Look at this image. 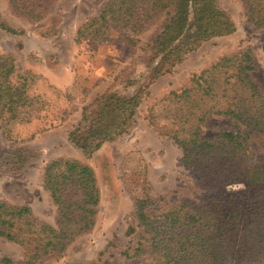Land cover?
Here are the masks:
<instances>
[{
	"label": "trees",
	"instance_id": "16d2710c",
	"mask_svg": "<svg viewBox=\"0 0 264 264\" xmlns=\"http://www.w3.org/2000/svg\"><path fill=\"white\" fill-rule=\"evenodd\" d=\"M56 1L9 0V9L35 25ZM242 2L247 22L264 29V0ZM158 20L157 30L141 43L136 36ZM113 27L130 53L138 48L151 63L148 81L131 95L107 90L83 107L67 137L86 158L132 129L155 79L171 73L202 42L235 31L218 0H107L76 28L73 41L107 43ZM0 29L22 33L1 13ZM36 30L41 39L57 33L54 27ZM255 69L246 47L220 56L169 92L178 105L167 136L181 149L180 163L191 178L187 191L172 202L164 195L154 197L148 186L135 199L137 223L126 232L132 246L122 252L126 264L144 257L153 264H264V87L255 81ZM40 77L29 69L18 73L15 56L0 52V130L7 138L14 123H30L42 110L43 102L29 92ZM136 79L132 68L114 77L123 86ZM212 116L233 120L234 127L205 137L203 127ZM41 156L40 149L12 145L0 158V176L20 174ZM235 183L244 184V197L228 189ZM41 186L55 206L54 224L37 219L28 205L0 200V238L22 249L21 260L3 254L0 264L59 258L94 228L101 192L92 166L72 157L52 158L42 168Z\"/></svg>",
	"mask_w": 264,
	"mask_h": 264
},
{
	"label": "rangeland",
	"instance_id": "374dc122",
	"mask_svg": "<svg viewBox=\"0 0 264 264\" xmlns=\"http://www.w3.org/2000/svg\"><path fill=\"white\" fill-rule=\"evenodd\" d=\"M106 1L57 0L51 13L33 25L10 11L9 0H0L2 17L15 29L22 30L20 34H11L0 29V52L15 56L18 73L29 69L44 77L36 78L29 89L31 95L43 102L38 117L30 123H14L10 138L0 130V158L15 144L40 149L42 156L20 174L0 176V200L28 205L37 219L54 224L56 209L41 186V173L46 162L55 157H72L92 166L101 192L92 231L77 237L61 257L47 258L41 264H126L122 252L132 246L126 232L137 223L134 202L143 195L145 187L154 197L164 195L167 202L187 191L191 177L180 163L182 151L167 136L178 105L169 97L170 91L186 85L193 74L220 56L246 47L251 49L256 66L253 77L264 87V29H255L247 22L242 0H218L234 21L235 31L202 42L171 73L155 79L136 111L132 129L86 158L67 139L68 132L80 120L83 107L107 90L122 95L135 93L148 81L151 66L138 48L130 53L123 46L118 27L111 29L107 43L73 41L76 28L97 15ZM160 22L156 21L136 38L146 42ZM40 27L42 30L54 27L57 33L36 39V29ZM128 68L137 75L136 84L123 86L115 82L114 77ZM234 124L227 118L209 117L203 135L215 137L231 130ZM228 189L238 198L246 195L243 183L229 185ZM3 254L22 259L18 245L0 238V256ZM129 264L153 263L144 257L130 260Z\"/></svg>",
	"mask_w": 264,
	"mask_h": 264
},
{
	"label": "crops",
	"instance_id": "0c3cea01",
	"mask_svg": "<svg viewBox=\"0 0 264 264\" xmlns=\"http://www.w3.org/2000/svg\"><path fill=\"white\" fill-rule=\"evenodd\" d=\"M35 35H36V34H35ZM37 38H38L39 40H43V39H41L39 36L36 35V39H37ZM67 139H68V137H67Z\"/></svg>",
	"mask_w": 264,
	"mask_h": 264
}]
</instances>
